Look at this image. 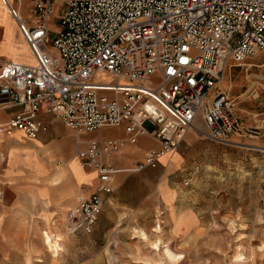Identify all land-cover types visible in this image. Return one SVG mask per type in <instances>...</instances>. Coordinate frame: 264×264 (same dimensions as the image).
Instances as JSON below:
<instances>
[{
    "label": "built area",
    "instance_id": "2783aa9c",
    "mask_svg": "<svg viewBox=\"0 0 264 264\" xmlns=\"http://www.w3.org/2000/svg\"><path fill=\"white\" fill-rule=\"evenodd\" d=\"M2 2L35 61H0V105L20 106L0 121V133L35 137L46 128L39 111L64 121L78 143L94 132L77 154L103 183L66 208L71 232L94 229L111 191L113 168L104 157L122 139L102 135L104 127L123 124L131 143L141 134L157 139L136 171L157 166L187 129L222 143L242 129L216 84L264 48V0H65L60 8L55 0H29L26 16Z\"/></svg>",
    "mask_w": 264,
    "mask_h": 264
},
{
    "label": "rangeland",
    "instance_id": "374dc122",
    "mask_svg": "<svg viewBox=\"0 0 264 264\" xmlns=\"http://www.w3.org/2000/svg\"><path fill=\"white\" fill-rule=\"evenodd\" d=\"M64 1L55 0L57 8ZM57 27L50 19V37ZM244 62L232 65L216 85L232 100L243 127L254 124L255 131L233 135L239 142L230 143L192 132L167 166L118 173L88 233L71 232L66 218L60 221L70 188L61 182L59 165L50 161L53 177H42L47 169L30 165L32 157L18 151L22 160L16 163L40 175L24 167L17 169L27 172L13 173L4 159L11 146H4L7 135L0 133V264H264V48ZM8 111L0 105V118ZM196 122L203 124L201 116ZM117 130L107 126L101 134L122 133ZM137 153L126 148L108 159L131 164ZM164 182L171 189L164 187L169 196L163 199L157 190ZM47 184L56 187L39 194Z\"/></svg>",
    "mask_w": 264,
    "mask_h": 264
},
{
    "label": "crops",
    "instance_id": "0c3cea01",
    "mask_svg": "<svg viewBox=\"0 0 264 264\" xmlns=\"http://www.w3.org/2000/svg\"><path fill=\"white\" fill-rule=\"evenodd\" d=\"M13 10L15 13L20 14V15H25L28 12L30 2L29 0H10ZM57 7V5H56ZM260 51V50H259ZM19 61L22 63H33L35 60L32 56V53L30 51V48L26 43L24 42L22 36L20 35L19 30H17L16 23L12 17L11 14H9L8 8L2 0H0V61L5 62V61ZM245 64V63H244ZM243 64V65H244ZM249 65V64H247ZM250 64L249 66H251ZM231 86H227L228 89H230ZM217 89H219L217 87ZM220 90V89H219ZM258 95V94H256ZM2 105V104H1ZM9 108L8 114L4 118H0V120H5L8 117H10L16 110L20 108L18 105H13V106H7ZM252 116L254 117V120H258L257 116L259 115L257 112L252 111L251 112ZM38 118L46 124L45 130H41L37 133L35 137H26L22 132L21 135H7L4 139H1V141L5 144L4 146H11L8 148V154L5 156L4 159L8 160L7 161V168L10 169L13 173L17 172H27L23 170H18V167H24L25 169L30 170L31 172L35 173L34 169L31 168L30 166L26 165L25 163L19 162V164L15 162H10V157L12 155L13 151H23L26 155H30V157L37 156L38 158V165L42 166L43 169H47V172L43 174L42 177L46 178H51L53 177V174L49 168V163L50 161H54V165L57 164L59 165V173L61 175V182L64 184L66 183V186L70 188L68 193V202L67 204L73 205L78 202L79 200V195H89L91 192L94 191V189L103 183L102 179L96 175V170L91 167H82L79 160L80 157L77 154V148L78 147H85L86 141L88 138L92 137L94 132H89L81 135V143L76 142L77 137L75 136L73 130L69 128L64 121L61 119L53 116L49 112H44V111H39L38 113ZM239 118V117H238ZM240 121V119H239ZM240 124L242 125L241 121ZM114 127L115 129L121 130V134H111L117 136L122 139L120 147L118 151L112 152L109 154L107 157H104L108 162H110L113 172L110 176V184H111V191L113 190V184H114V178L115 176L120 173L124 172L127 170H132L136 171L133 169L135 166L134 164L143 157L144 153L148 150V148L155 147L157 145L158 141L155 137L150 136L148 134H141L139 135L138 139L136 142L131 143L127 140V134L125 133L123 129V124L111 126ZM203 127V126H202ZM245 127V126H244ZM242 125V129H240L237 132H234L232 136H244L247 134V131H255L253 129L256 128V126L251 125L249 128L244 129ZM117 130V131H118ZM19 131V130H18ZM195 133L199 135L197 132H195L193 129H187L185 131V134L181 140L180 143L185 142V137L187 134L190 133ZM251 134V133H250ZM201 136V135H199ZM203 136V135H202ZM231 136V141H238L236 139H233ZM71 138L70 141H68L67 138ZM16 139V140H15ZM14 140V142H12ZM1 142V143H2ZM125 143V144H124ZM17 146V149L15 150L14 147ZM129 148L131 150H137L138 153L136 157L134 158L133 162L131 164L125 163V164H117L116 162H112L108 159L109 156H112L113 154H119L124 151V149ZM179 151V149H177ZM180 153V152H179ZM174 153H172L173 155ZM181 154V153H180ZM172 155H167L163 157L162 159H159L158 165H163L167 166L168 163L170 162L169 160L171 159ZM20 158L21 154H20ZM5 160V162H6ZM22 163V164H21ZM25 164V165H23ZM157 165V166H158ZM64 167V171L61 173L60 169ZM21 168V169H22ZM147 168V167H145ZM144 169V168H143ZM142 170V169H140ZM139 170V171H140ZM30 173V172H29ZM32 174V173H30ZM36 175H40L35 173ZM33 175V174H32ZM122 177L117 178V186L122 185L123 181L125 178H127L129 175L128 173L125 174V176L121 175ZM186 180V179H184ZM124 184V183H123ZM165 186H168L166 182L160 184V189L157 190V192L160 193L161 197H166L169 196L167 193V189L165 190ZM1 187V185H0ZM53 185L47 184L42 186V189L39 194L47 195V193L51 190L54 189ZM165 187V188H164ZM169 187V186H168ZM170 188V187H169ZM2 188H0L1 190ZM171 189V188H170ZM110 191V192H111ZM52 192V191H51ZM106 193L104 196L106 197L105 202L108 200V195L110 194ZM168 194V195H167ZM44 198V197H43ZM104 202V203H105ZM103 203V205H104ZM103 208V206H102ZM64 210L65 207H64ZM64 210L60 211V221H64L65 219V214ZM102 210V209H101ZM45 213V212H44ZM50 210L47 211L48 215ZM100 214V212H99ZM99 216V215H98ZM98 218V217H97ZM97 220V219H96ZM96 222V221H95ZM95 225V224H94Z\"/></svg>",
    "mask_w": 264,
    "mask_h": 264
},
{
    "label": "bare ground",
    "instance_id": "6f19581e",
    "mask_svg": "<svg viewBox=\"0 0 264 264\" xmlns=\"http://www.w3.org/2000/svg\"><path fill=\"white\" fill-rule=\"evenodd\" d=\"M245 63V62H244ZM244 63H242V64H240V65H242L243 66V64ZM252 66V65H251ZM16 130H14V132H15ZM20 131V130H19ZM177 150H173V151H170V152H168V153H164L163 155H161L160 156V159H162L163 157H165V156H167V155H172V153H174V152H176ZM22 160V158H20V153L18 152V151H13L12 152V155H11V157H10V161L11 162H18V161H21ZM27 160V159H26ZM28 161V160H27ZM26 161V162H27ZM30 165H33L34 167H36V168H38L39 167V165L37 164V162H36V160H35V158L34 157H32L31 159H30ZM57 234V233H56ZM58 237H59V235H58Z\"/></svg>",
    "mask_w": 264,
    "mask_h": 264
}]
</instances>
